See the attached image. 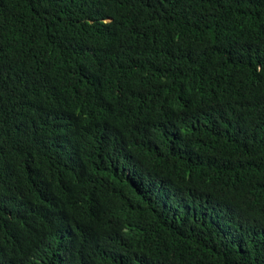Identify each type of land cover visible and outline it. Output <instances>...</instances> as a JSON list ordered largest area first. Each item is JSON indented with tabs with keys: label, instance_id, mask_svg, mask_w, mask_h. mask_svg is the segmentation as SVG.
<instances>
[{
	"label": "trees",
	"instance_id": "1",
	"mask_svg": "<svg viewBox=\"0 0 264 264\" xmlns=\"http://www.w3.org/2000/svg\"><path fill=\"white\" fill-rule=\"evenodd\" d=\"M0 264H264V0H0Z\"/></svg>",
	"mask_w": 264,
	"mask_h": 264
},
{
	"label": "clouds",
	"instance_id": "2",
	"mask_svg": "<svg viewBox=\"0 0 264 264\" xmlns=\"http://www.w3.org/2000/svg\"><path fill=\"white\" fill-rule=\"evenodd\" d=\"M120 172L125 180L148 192L154 198L155 202L162 206L164 211H171L172 208L169 204L171 195L167 188L151 182L136 169L123 166Z\"/></svg>",
	"mask_w": 264,
	"mask_h": 264
}]
</instances>
